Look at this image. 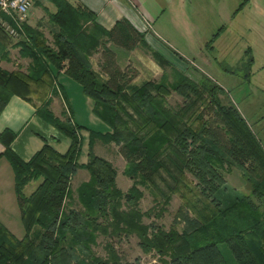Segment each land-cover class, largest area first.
Instances as JSON below:
<instances>
[{
  "label": "trees",
  "instance_id": "1",
  "mask_svg": "<svg viewBox=\"0 0 264 264\" xmlns=\"http://www.w3.org/2000/svg\"><path fill=\"white\" fill-rule=\"evenodd\" d=\"M48 1L54 5L53 11L43 6L50 41L37 25L19 19L16 25L11 16L0 12V19L17 32L13 44L19 55L29 58L24 71L0 67V110L13 93L27 100L36 95L35 113L64 134L68 144L58 152L44 141L23 160L9 146L15 131H0L1 154L12 170V189L23 228L22 235L16 237L0 221V264H140L137 257L122 262L110 241L103 244V256L92 250L98 234L120 232L134 233L142 250L164 255L160 264H229L219 243L225 244L236 264H264V148L235 105L221 102L218 94L224 89L203 72L194 80L175 68L127 18L121 16L105 28L81 3ZM9 36L0 25V58L7 57L4 48ZM135 47L147 51L159 66H169L170 81L162 76L158 81L132 82V73L119 66L118 57ZM98 49L99 71L89 60ZM244 55L243 64L249 67L252 57L248 48ZM58 69L92 99L93 114L107 127L103 131L88 129L84 162L77 161L83 125L72 119L70 109L55 115L49 108L46 94L52 91V71ZM169 89L197 106L191 117L183 119L181 113L163 107ZM125 104L139 123L128 114ZM95 138L117 145L124 172L139 183L151 180L161 166V154L177 150L182 167L205 184L201 191L211 194L212 206L189 219L179 232L143 222L149 210L137 207L140 191L131 184L122 193L115 185L112 163L91 150ZM224 161L241 170L249 183L248 193L230 198L213 193L220 188L218 167ZM79 167L86 169L88 176L72 191L70 179ZM33 179H39L36 187L23 194V186ZM74 200L79 207L72 206Z\"/></svg>",
  "mask_w": 264,
  "mask_h": 264
},
{
  "label": "rangeland",
  "instance_id": "2",
  "mask_svg": "<svg viewBox=\"0 0 264 264\" xmlns=\"http://www.w3.org/2000/svg\"><path fill=\"white\" fill-rule=\"evenodd\" d=\"M220 1H198L196 21L192 23L194 32L187 31L186 35L185 32L172 31L171 28H166V31L162 30L163 35L159 41L164 47L166 56L174 62L171 63L162 55L175 68L183 71L191 79L196 80L199 75L198 72H203L220 85L225 91L218 94L221 102L230 101L235 105L264 148V0H245L240 8H237L238 5H234L233 0ZM42 3L48 2L46 0H30L26 17H32L34 25L35 21L40 19V29L50 41L47 26L49 22L46 19V12ZM162 23L159 21V24ZM164 24L167 23L164 22ZM181 29L185 30V28ZM209 39L211 40V47L208 46L210 44V42L208 43ZM247 48L252 57L249 67L243 64L246 59L244 53ZM137 49L143 53L142 57L145 61L142 64L133 59H126L124 53L118 57L119 66H126L132 73L131 81L134 83H139L144 79L158 81L162 79V76L163 78L166 77L165 81H170L172 72L169 66H159L147 51L138 47ZM166 49L169 51L171 49L172 55ZM173 51H176L183 58L181 60L176 58L178 56ZM98 53L99 49L89 56V60H91L94 68L99 71L96 64L98 63ZM190 59H193V62L189 61ZM101 75L103 76V74ZM30 96L37 99L36 95L31 94ZM82 97L77 94L75 99L80 101ZM163 107L181 113L183 119L188 116L191 117L190 115L197 108L190 100L173 89H169L164 95ZM125 109L139 123L137 115L126 104ZM76 112L75 118L82 113L79 106ZM192 124L195 125L196 122L194 121ZM128 125L130 128H135L131 121H128ZM82 131L84 130L80 128L79 136L82 135L83 139L80 146L81 153L78 157L82 153L84 154L86 150L84 139L87 131L83 133ZM91 150L112 163L115 168V185L122 193L131 184H134L140 191L137 207L141 211L149 210V215L142 217L143 222L152 221L164 230L172 227L179 232L181 228L187 226L189 219L206 213L212 206L211 194L205 195L201 191L205 184L199 177L182 167L179 158L176 157L178 155L177 150L171 149V151L161 154L159 159L161 166L151 176V180L145 181V183L136 182L124 172V159L119 154L114 142H104L95 138L91 144ZM218 169L221 173L222 182L218 185L220 188L213 191L215 195L221 198H230L235 194L242 195L249 192V183L237 166L224 161ZM85 174L86 177H84ZM87 174L86 169L77 168L71 176L69 188L74 191V187L78 182L85 180ZM72 206L79 207V204L74 200ZM13 232L21 234L23 230L20 231L19 229ZM105 241H110L114 245L122 262L131 261L137 257L140 264H160V256L165 257L158 255L154 250H142L134 233L98 234L95 243L91 245L92 250L103 256L105 254L103 248ZM218 247L229 264H236L224 243H219Z\"/></svg>",
  "mask_w": 264,
  "mask_h": 264
},
{
  "label": "crops",
  "instance_id": "3",
  "mask_svg": "<svg viewBox=\"0 0 264 264\" xmlns=\"http://www.w3.org/2000/svg\"><path fill=\"white\" fill-rule=\"evenodd\" d=\"M46 1L49 4L42 3V6H44L48 11H53L54 5L51 4L48 0ZM68 1L73 4L81 3L87 8L91 9L94 12L95 20L105 28L110 27L114 20L121 16L127 18L137 30L143 33L144 39L152 47L158 50L171 63H173L174 61L166 56L165 51L163 50L164 47L159 41V39L162 38L161 35H163L162 30L166 31V28H171L172 31L181 33L185 32L186 35L187 31L194 32V25L192 23L196 21V5L199 0ZM233 1L235 3L234 5H238L242 0ZM26 12L19 16H12L11 19L13 23L17 25V19H19L25 21L30 25H34L32 17H26ZM39 20L35 21V25L38 24V27L40 28ZM159 21L163 23L159 24ZM1 22L9 24L6 20L3 19H0V25H2ZM164 22L167 24H164ZM47 26L49 29L50 25ZM181 28H185V30ZM45 37L47 38L46 35ZM16 38L18 37L9 36L5 39L6 44L4 49L6 50L7 57L0 58V67L8 71H24L26 65L29 62L28 57L19 55L18 46L13 44ZM209 42L210 44L208 46L211 47L212 45L210 39L208 43ZM167 47L170 48L169 46ZM166 51L170 53L172 52L171 49L170 51L169 49H166ZM175 53L174 54L176 56L180 55L176 51ZM125 56L126 59H133L134 61L141 64L145 61V59L142 57V51L138 50L137 47L127 51V53H125ZM176 58L181 60L179 56ZM189 61L193 62V59H190ZM97 62H99V56ZM96 64L97 67H99L98 63ZM91 66L94 70H97L96 68H94L92 62ZM52 74V91L50 90L47 93L50 100L49 108L55 115H59V112L63 109L66 112H68V109H70L72 119L76 123L83 125V127H81L82 130L87 131L86 137L84 139L86 148L85 153H82L81 156L77 159L78 162H84L86 159V151L88 146V129L103 131L106 130L107 127L99 118H97L93 114L91 110L92 99L82 93L80 86L76 81L67 76L62 71V69L52 71ZM77 94L80 97L83 96L80 101L75 99V96H77ZM30 98V100H27L22 96L13 93L9 96L6 103L0 110V131L4 128H9L15 131V135L9 144L10 148L23 160L28 159L29 156L35 150H37L44 141L56 151L63 152L67 147L68 138L56 128L51 126L49 123L42 120L35 113V106L38 103V100L32 98L31 96ZM78 106L82 113L75 118ZM84 131H82V133ZM82 139L83 138L81 135L80 146L82 145ZM2 150L3 145L0 143V221L12 234H14L16 237H20L23 232L21 234H15L13 232L14 230L16 231L19 229L21 231V229L23 230V228L20 224L19 210L12 189V170L8 161L1 154ZM79 153H81V151ZM84 177H86V174ZM38 182L39 179L28 181L22 188L23 194H29L36 187ZM19 224L21 227L19 226Z\"/></svg>",
  "mask_w": 264,
  "mask_h": 264
},
{
  "label": "built area",
  "instance_id": "4",
  "mask_svg": "<svg viewBox=\"0 0 264 264\" xmlns=\"http://www.w3.org/2000/svg\"><path fill=\"white\" fill-rule=\"evenodd\" d=\"M30 6V0H0V12L9 16H19L24 14ZM3 28L11 36L16 35V30L5 22H1Z\"/></svg>",
  "mask_w": 264,
  "mask_h": 264
}]
</instances>
